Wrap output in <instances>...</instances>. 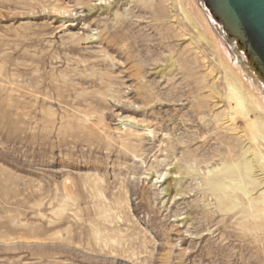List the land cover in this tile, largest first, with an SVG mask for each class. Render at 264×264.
<instances>
[{
    "label": "rangeland",
    "instance_id": "1",
    "mask_svg": "<svg viewBox=\"0 0 264 264\" xmlns=\"http://www.w3.org/2000/svg\"><path fill=\"white\" fill-rule=\"evenodd\" d=\"M0 264H264V102L197 0H0Z\"/></svg>",
    "mask_w": 264,
    "mask_h": 264
},
{
    "label": "water",
    "instance_id": "2",
    "mask_svg": "<svg viewBox=\"0 0 264 264\" xmlns=\"http://www.w3.org/2000/svg\"><path fill=\"white\" fill-rule=\"evenodd\" d=\"M225 58L264 102V0H197Z\"/></svg>",
    "mask_w": 264,
    "mask_h": 264
},
{
    "label": "bare ground",
    "instance_id": "3",
    "mask_svg": "<svg viewBox=\"0 0 264 264\" xmlns=\"http://www.w3.org/2000/svg\"><path fill=\"white\" fill-rule=\"evenodd\" d=\"M247 101V104H246V106H247V109H246V111H249V112H253V113H257L256 111H255V107L253 108V106L251 105V103H250V101L247 99V100H245V102ZM253 104V103H252Z\"/></svg>",
    "mask_w": 264,
    "mask_h": 264
}]
</instances>
